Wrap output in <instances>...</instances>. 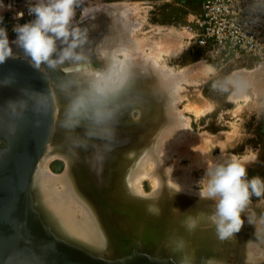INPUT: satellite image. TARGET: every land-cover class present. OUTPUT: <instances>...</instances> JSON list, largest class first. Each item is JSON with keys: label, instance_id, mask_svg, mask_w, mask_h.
Returning <instances> with one entry per match:
<instances>
[{"label": "bare ground", "instance_id": "bare-ground-1", "mask_svg": "<svg viewBox=\"0 0 264 264\" xmlns=\"http://www.w3.org/2000/svg\"><path fill=\"white\" fill-rule=\"evenodd\" d=\"M12 1V4H15L16 0ZM123 13L126 15L125 12ZM94 16L96 13L92 18ZM130 22L127 24L131 25L132 22ZM110 38H112L111 35L106 34L102 37L100 35L96 39L97 42L93 37L84 46L78 44L77 47L87 50L84 51L82 60L76 58L81 54L78 52V54L73 53L72 57L62 62L59 60V54L56 53L64 50L67 45L58 40L57 51L52 56V59L57 63L51 66L44 62L37 66L39 69L43 68L41 71L48 77L54 106L53 123L43 154L35 166L28 188V197L22 204L23 211L19 213L15 222L18 240L24 243L26 231L31 237L35 232L44 241L53 236L57 237L59 239L57 248L52 245L51 247L61 251L68 260L74 262L80 260L89 262L91 261L89 256L92 254L97 256L108 254V259L122 257L121 260L126 261L136 251L122 249L120 244H116V241H120L118 239L122 234L121 228L131 226L137 230L138 243H141L142 247L155 250L154 252L160 257L168 255L167 249L174 250L176 255L171 258L178 264H202L203 261L204 264H262L264 261V225L258 224L254 232L247 233L248 224L244 225L246 219H243L238 231L221 238L216 222L219 219L217 205L204 208L201 201L197 203L193 201L192 199L196 198H192L190 194L199 193L190 188L185 178L173 173V165L167 157L171 143H168V146L167 142H171L170 138L173 136L183 135V127L186 125V120L184 121L181 117V112L178 114L173 106L175 102L171 98L168 99V108L164 110L166 112L162 113L163 111L160 109L155 115L153 114L154 116L150 118L154 120L152 124L146 122L142 126H137L135 121L118 120L122 109L121 102L124 99V95L121 93L124 90L123 83L128 80L129 84H126L129 89L143 88L147 85L140 82L141 79L138 78L141 72L132 69L133 65H130L135 60L133 58L136 54H132L133 56L127 54L131 56L121 59L118 56L121 46L110 44L108 42ZM8 46L12 49V54L9 57L21 59L19 56L22 55L35 65L18 42V37L10 41ZM90 50L96 52L92 53ZM141 56H139L142 59H139L141 63L144 61L150 63L148 66L150 68L154 65L148 71L159 81V86L161 85L165 91H168L166 88L173 84L168 80L171 78L168 68L164 69L163 66V70H161L162 64H158L159 67L155 65L158 60L157 58L155 61V54L152 56L142 54ZM119 64H121L122 73L118 74L120 83H117L114 76L119 71ZM130 71H134V73L130 75ZM156 79L154 80L156 81ZM175 80L176 78H174ZM180 80L182 81V79ZM99 81L104 82L103 88H99ZM97 93L102 95L97 96ZM146 94L148 95V93ZM99 106L101 108H98ZM96 108H98L97 113L96 115L92 114L93 119H91L95 122L93 130L90 119L82 114V109L92 113L94 109L96 111ZM77 113L80 114L78 120L75 118ZM113 126L115 130L125 132L140 130L142 134H152V137L142 144L141 148L137 144L133 145V149L128 151L125 156L124 153L114 154V151L109 156L110 160L113 157L111 165H108L106 160L103 162L102 151L98 152V159L101 160V163H97V170L100 169L97 173L100 174L94 176L92 172L97 158L95 153L98 151L97 149L109 146L108 142L113 143L110 137L111 132L105 131L106 128ZM116 132L118 133V131ZM102 134L106 137L105 139L108 138V141L99 144ZM105 134H108V137ZM133 142L137 143V139ZM118 144L121 143L118 142ZM101 156L103 157L101 158ZM57 157L62 158L65 162V169L61 173H55L51 168L53 160ZM97 173L95 172V174ZM146 179L151 181L153 187L149 194L145 193L143 189ZM177 192H181L184 196L188 195L190 198L187 199L186 206H182L178 210L173 207L174 203H171L174 202ZM176 204L178 203H175V206ZM142 217L149 220H146L144 227L138 225L141 223ZM159 225L163 230L158 228ZM178 225L182 227V231H173L172 228ZM109 229H113V231L109 232ZM141 229L143 230L140 231ZM250 229L252 227H249ZM148 230L157 233L149 237ZM112 232L118 235L117 239ZM240 235L242 238L238 239ZM243 239L244 245L240 242ZM45 244L47 243L45 242ZM165 244L168 246L166 247ZM258 245L263 247L257 252L255 248H259ZM164 246L166 250H161ZM25 247H27V243ZM236 248L243 251L239 252ZM237 251L238 253L235 254ZM241 254L242 256H240ZM10 255L8 259H4L7 261H4V264H10L8 261L15 257L13 254ZM171 255L169 254V257ZM39 257L40 261L33 260L35 264H41L44 259L47 260L43 255ZM57 257L53 261L54 264L66 263L65 260H61L60 256ZM132 259L130 260L132 264H144L141 257L135 258L134 256ZM45 260L44 264H49ZM23 261L20 263L29 264V260Z\"/></svg>", "mask_w": 264, "mask_h": 264}, {"label": "rangeland", "instance_id": "rangeland-1", "mask_svg": "<svg viewBox=\"0 0 264 264\" xmlns=\"http://www.w3.org/2000/svg\"><path fill=\"white\" fill-rule=\"evenodd\" d=\"M202 1L78 0V6L75 8V16L71 21L70 27H77L81 30L83 35L80 44L83 46L87 41H91L93 37L95 38L94 41L97 42L98 40L96 41V39L100 35L102 37L107 34L112 37L108 41L110 44L114 43L112 45L119 44L121 46L118 52V56L121 59L136 54L133 58L136 61L134 60L130 65H133L132 69L141 72L137 76L141 79L140 82L145 83L147 86L129 89L127 88L129 81L127 80L123 83L122 88L124 90L121 93L124 95V99L121 102L122 109L118 118L119 121H135L137 126H142L146 122L152 124L154 120L150 118L160 111V109L163 111L162 113H165L166 111L164 112V110H167L170 98L175 102L173 106L178 114L181 112V117L184 121L186 120V125L189 127L185 125L182 132L183 135L173 136V138H170V141H172L167 142L168 146L171 143L167 157L171 165H173V173L179 177H183V179L185 178L190 188L199 193H191L192 198H196L192 200L196 203L201 201L202 207L210 208L212 205L218 204V199L203 197V186L210 178L209 173L214 171V167L221 164L226 165L231 162L233 156L240 158L249 153L255 154L256 159L245 165L246 176L244 179L251 181L254 178H259L264 181V61H258L246 56L236 59H218L205 53L198 54L190 51L186 42L187 27L190 23L196 21ZM14 2L15 4H12V0H3L6 6L3 12H6V16L3 22L0 23V27L5 28L7 32L9 43L18 37V33L14 31L15 27L35 20V16L28 13L29 0H16ZM32 2L36 3L38 0H32ZM8 5H11L10 9L7 8ZM88 8L93 11H90ZM19 12L24 13L22 18H17V13ZM95 13L96 16L92 18ZM127 22H130L131 25L127 24ZM83 49V47H77L76 50H73L75 54H78V52L81 53L79 54L81 60L83 54L87 51ZM90 51L92 53L96 52L94 50ZM62 52L63 50L57 51L56 54L61 56ZM142 54L145 56L155 54V61L157 58L158 60L160 59V62L157 60L155 65L159 67L162 64L160 66L161 70H163V66L164 69L168 68V73H171V78L168 80L173 83L172 85L170 84V87L166 88L168 91H165L161 85L159 86V81L148 71L150 63H145L144 60V62H140L142 60L140 58ZM19 57L25 58L22 55ZM164 63L166 64V68ZM120 66L121 64H119V71L114 76L115 82L117 83H120L118 74L122 73ZM152 66L154 67V65ZM152 66L150 69H152ZM170 70L171 72H169ZM132 73L134 71L130 75ZM173 74L176 76L173 77ZM174 78H176L175 81ZM98 85L99 88H103L104 82L99 81ZM95 92L97 91L95 90ZM96 95L101 96L102 94L97 93ZM98 108H101V106ZM98 108H96V111L94 109L92 113L90 111L86 112V110L83 111L84 109H82V114L91 121L93 119L92 114L96 115ZM78 115L80 114H75L76 120H78ZM91 125L93 127L91 129L94 130L95 122L91 121ZM112 128L114 126L106 128L105 131L107 132L109 130L111 132L110 137L114 144L108 142L109 146L106 145L105 148L97 149L98 151L95 153L97 154L102 151L101 155L104 157L101 156V158L103 157V162L107 161L106 163L108 165L112 163L113 157L110 160L109 156L114 151V154L120 155L124 153L125 156L128 151L133 149V145L137 144L141 148L143 147L142 144L146 143L152 137V134H142L140 130L125 132ZM105 136L108 137V134H105ZM105 138L104 135L101 136L99 138V144L108 139ZM136 139L137 143H134L133 140ZM118 142L121 144H118ZM115 143L116 146H114ZM97 159L98 154L92 172L94 176L100 174L97 173L100 171V169L97 170V163H101V160ZM53 162L51 165L53 172L61 173L64 171L65 162L62 158L57 157ZM144 187L145 193L147 192L149 194L153 190L152 183L149 179L144 181ZM189 189L188 191L191 190ZM249 191L251 193V188ZM179 193L181 194V192L175 194L174 202H171L172 204L174 203L173 207L176 210L182 206H186V201L189 198L188 195L184 196L181 194L180 196ZM175 203L178 204L175 206ZM249 211L252 212L249 213ZM240 218L241 220L246 219L244 225L248 224L247 233L250 231L254 232L258 224L264 225V193L260 196L250 195L249 202L241 211ZM146 220L148 219L142 217L141 223L138 225L146 226ZM249 227H252L253 230H249ZM158 228L162 229L160 225ZM174 228H172L173 231H182V227L179 225ZM110 230L113 231V229H109V232ZM121 231V237L118 239L120 241H116V244H120V248L149 253L157 256L159 260L162 259L161 262L178 264L171 258L176 255V251L167 249L168 255L160 257L154 252L155 250L144 248L141 246V243H138L136 229L128 226L122 227ZM147 232L149 237L157 233L152 230H148ZM112 233L117 239L118 235L114 232ZM241 235L238 239L240 237L242 238ZM240 242L244 245V239L243 241L240 240ZM165 246L167 247L168 245L165 244ZM165 246L161 250H166ZM258 247L255 248L257 252L263 246L258 245ZM237 253L238 251L235 252V254ZM169 254L172 255L169 257ZM104 255L101 254L103 257H108V254L106 256ZM117 260L119 261L121 258ZM202 264H204V261ZM262 264H264V261Z\"/></svg>", "mask_w": 264, "mask_h": 264}, {"label": "water", "instance_id": "water-1", "mask_svg": "<svg viewBox=\"0 0 264 264\" xmlns=\"http://www.w3.org/2000/svg\"><path fill=\"white\" fill-rule=\"evenodd\" d=\"M47 78L25 58L7 57L0 63V264H4L10 254L15 255L8 261L10 264H25L20 263L23 260L35 264L33 260L40 261V255L46 257L44 260L49 264H54L57 256L65 260L66 263L61 261L65 264H132L130 260L133 259L118 261L94 254L89 256V262L68 260L65 254L51 247L59 242L54 236L44 241L37 233L33 232L31 237L26 231L25 242L18 240L15 222L23 211L22 204L28 197L35 166L43 154L53 123L54 106ZM132 254V257L143 258L144 264H170L161 263L162 259L159 261L149 253L136 251Z\"/></svg>", "mask_w": 264, "mask_h": 264}, {"label": "clouds", "instance_id": "clouds-1", "mask_svg": "<svg viewBox=\"0 0 264 264\" xmlns=\"http://www.w3.org/2000/svg\"><path fill=\"white\" fill-rule=\"evenodd\" d=\"M77 6L78 0H38L36 3L29 0L28 13L34 15L35 20L15 27L14 31L18 33V42L36 66L44 62L51 66L57 63L52 56L57 51L58 40L67 45L59 58L60 62L73 56V50L82 42L83 35L79 28L70 27ZM10 7L11 5L7 6L9 9ZM5 9L3 0H0V13ZM23 15V12H19L17 18H22ZM3 19L0 14V23ZM8 45L7 32L0 27V63L12 54ZM76 58L80 59L79 56ZM255 159L256 156L252 153L240 158L233 156L226 165H216L203 186V197L218 199L219 219L216 222L221 238L239 230L243 223L240 214L249 202L250 195L260 196L264 193V181L259 178L251 181L244 179L246 163Z\"/></svg>", "mask_w": 264, "mask_h": 264}, {"label": "built area", "instance_id": "built-area-1", "mask_svg": "<svg viewBox=\"0 0 264 264\" xmlns=\"http://www.w3.org/2000/svg\"><path fill=\"white\" fill-rule=\"evenodd\" d=\"M0 14L6 16L5 11ZM186 35L194 53L264 61V0H203Z\"/></svg>", "mask_w": 264, "mask_h": 264}]
</instances>
